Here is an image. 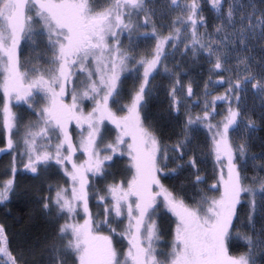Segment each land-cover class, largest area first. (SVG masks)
<instances>
[{"label": "snow or ice", "instance_id": "1", "mask_svg": "<svg viewBox=\"0 0 264 264\" xmlns=\"http://www.w3.org/2000/svg\"><path fill=\"white\" fill-rule=\"evenodd\" d=\"M209 2L212 10L218 13L217 19L220 23L216 26L215 32L223 33L220 39H210L207 45L202 42V36L207 33L198 31L199 26L206 23L205 18L200 15L199 0H186L183 4L180 0H168V7L181 10V15L172 20L175 34L169 33L158 38L155 26L151 33H137L138 36L156 38V44L151 53L135 60L132 69H129L128 64L135 57L121 49L118 36L124 32L131 34L137 28L148 26L150 17L155 16V10L147 7L148 0H0V75L3 76L0 90L4 99L0 111L3 115V128L9 133L7 148L14 149L16 145L11 133L17 129L19 119L11 110L12 101L15 100L17 104L23 102L29 109H33L38 117L37 121L29 123L23 137L28 156V163L24 165V169L39 175L41 166H45L46 170L54 160L55 164L63 169L72 185L70 196L67 188L59 187L54 197L43 198L42 207L45 211H50L54 205L57 217L67 215V220L58 229V239L61 243L51 245L47 264H67L73 257V264H256L253 250L258 248L264 255V227L259 231L255 227L257 209L255 197L259 192L264 198V179L253 177L252 186L244 185L246 177L241 175L235 162L236 157L229 139V132L240 123L239 107L234 109L229 106L222 121L215 125L205 124L212 133L210 150L216 161L227 160L228 178L225 180L221 174L220 183L224 190L219 199L210 201L205 199L194 208L185 205L183 200L177 199L160 184L156 175L162 170L158 164L159 153L162 151L160 142L156 135L143 125L140 116V110L149 92L150 79L154 72L158 71V65L167 54L165 45L170 43L175 48L176 41L181 39L189 24L191 47L195 50L199 45L209 57L214 54V46L219 52L226 43H239L247 47L252 40H264V10L257 8L255 0H209ZM225 2L228 3L227 9L224 8ZM141 12L146 13L143 22H133L132 17H139ZM185 12L186 16L183 15ZM35 23L41 24L47 33V47L52 52L48 63L52 67L41 69L32 66L21 71L18 50L25 37L31 38L37 34L32 27ZM109 38L115 43H109ZM149 55L151 58H148ZM141 67L142 83L138 91L131 96L130 103L123 105L121 109H126L127 115L117 117L109 104L117 103L122 74L132 71L139 75ZM222 68V58L217 55L214 69ZM244 70L248 71L247 66ZM165 71L168 69L165 68ZM30 73L35 75L29 78ZM78 76L85 77L80 81L83 89L79 92L75 90ZM252 79V74L249 73L241 80H237L234 85H230L224 95L214 97L212 104L215 105L218 100H230L232 93L246 91V85ZM176 83L179 84V80ZM69 85L73 86L71 104L64 103ZM252 88L264 92V83L258 80L252 83ZM192 91L189 86V96L192 95ZM176 92L177 88L174 86L169 95L173 97V103L177 105L175 110L178 111L179 100L176 99ZM36 96H41L45 101L38 110L34 109L33 104ZM241 99V95L235 96L237 105ZM84 100L95 101V106L87 114L79 109ZM213 112L208 111L206 102L203 116H197L195 119L189 117L184 126L185 132L187 133V129L193 125L209 121ZM73 120L82 130L85 125L87 126V135H82L80 140L81 149L87 159L79 165L73 161L77 149L73 146L67 127L68 122ZM105 120L119 129V135L114 143L98 147L102 139L101 126ZM245 127L254 128V122L249 121ZM54 136L59 143L54 145L53 153L51 149ZM125 137L132 140V143L128 144V155L135 172L128 181L127 190L120 185L109 187L114 204L111 208L105 209V219L97 223L92 220L88 209L86 174L91 173L93 176L103 174L105 161H111L113 156H101V153L120 152ZM188 143L190 137L186 134L183 140L172 146L171 151L178 153V158L182 160ZM65 146L68 155L62 154ZM239 154L241 160H244L245 145H240ZM169 159L168 150L164 149L163 160ZM69 163L72 166L71 171L66 167ZM186 163L195 168V157ZM183 166L178 164L177 168L171 171L176 172ZM260 167L264 168V165ZM12 172L13 178L0 182V203L8 201L15 190L14 175L17 172L15 165ZM195 179L199 182L202 178L196 176ZM153 185L161 188L166 208L177 219L174 239L167 253L160 252L154 246L159 239L157 225L155 220L149 223V218L156 211V199L159 195L152 193ZM241 193H251L253 197L247 217L250 233L243 236L239 232L236 233V236L247 245V251L231 255L226 242L232 235L233 218L237 215L236 209L240 203ZM130 197L136 199L134 207L129 202ZM100 200H105V197H100ZM81 204L87 216L84 223H69L68 220L74 218ZM125 204L129 218L126 231L131 235L129 248L121 258L113 246L112 239L109 236L97 235L95 231L101 224H108V216L112 211L116 217L123 216ZM205 204L206 208L203 206ZM112 231L115 232V229ZM69 236L66 243L63 242L65 237ZM160 256L164 258L160 259ZM0 264H22L19 257L8 248L3 226H0Z\"/></svg>", "mask_w": 264, "mask_h": 264}, {"label": "rangeland", "instance_id": "2", "mask_svg": "<svg viewBox=\"0 0 264 264\" xmlns=\"http://www.w3.org/2000/svg\"><path fill=\"white\" fill-rule=\"evenodd\" d=\"M180 2L183 4L186 2V0H180ZM199 3L200 7L202 5L205 6L207 11H209L211 15L214 16V18L211 19V17L209 18V16H207V13L205 11H200V15L205 18L206 23L204 25L199 26L198 31L200 33H205L206 31L207 34L202 36V42L207 45L210 42V39H220L223 36V33L217 34L215 32V28L220 23V21L217 19L218 13L212 10L209 0H199ZM255 4L257 8L260 9V2L255 0ZM167 5L168 0H148L147 7L155 10V16L150 17L148 26L137 28L131 34H129L128 32H124L118 36V39L120 40L121 49L123 51L129 52L132 56L135 57V59L130 61L128 64L129 69H132L135 60L140 59V57L143 55L151 53L152 49L155 47L156 44V38H153L151 36H138L137 33H151L153 26H155L156 28L158 38H160V35L166 36L167 33H173L172 20L175 19L177 16L181 15V10L178 8H170ZM227 7L228 5L224 6L225 9H227ZM145 15V12H141L139 14V17L133 16L132 20L133 22H143ZM183 15L186 16L187 13L185 12L183 13ZM179 26L180 25H176V27ZM32 27L35 29L37 34L33 35L31 38L25 37L21 41L20 48L18 50L21 63V71H25L26 69L32 66H37L41 69H47L49 67H52L48 63V59L52 56V52L47 47V33L39 23L33 24ZM237 27H239V24L237 25ZM190 30L191 25L189 24L188 28L185 29L181 35L180 43L177 44L175 48L172 47L173 50L170 49L172 44L165 45L167 54L162 58V62L158 65V71H156L157 73L153 76V79H151L150 81V83H153L156 87H159V91L162 90V93L168 95L170 90H172L173 87L177 84L176 82L178 77L182 76L183 79L181 80V82L179 81V83H182L181 91L177 90V93H179V96L181 97V111L177 113L176 116L174 115L172 120L173 122L171 124L168 123V125L170 126L163 125L165 121L163 123L159 122L160 120H158V118L162 116L161 113H158V115L153 114L154 112L150 114L151 112L150 109L148 111V106H143L140 111L141 113L143 112V115L145 116L147 122L149 121L148 124L152 123L154 125L156 123L155 125L160 128L158 129L156 127H151V129L154 130L155 134L157 135L156 137L159 140L160 147L162 149V151L159 153L160 159L158 160V164L160 165L161 169H164L163 171L168 172L169 170H171V168H177L178 164L184 165L183 167L178 168L176 171L177 175L170 177L168 181L171 183L177 180V177L182 174L185 176V183H180V185L186 187L185 189H187L188 191H193L195 193L199 189H207L209 191H203L202 195L198 198V206L205 199L209 201L211 199H219L224 190L223 185L220 183L221 174H223L225 180H227L228 178L227 160L223 159L220 162L216 161L214 154L210 150L212 144V133L209 132L207 127H205V124L211 123L215 125L218 122L222 121L227 115V109L229 108V106L235 109V105L232 102L228 105L224 103H219L216 112H213L212 118L210 117L209 121H205L202 124L193 125L187 129V133L185 132L184 126L188 118L191 117L195 119V117L200 116L202 114L201 112H204L205 110L206 102L208 104V111L213 110V104L210 101L211 98L207 92H204L200 95L199 93L192 91V95H188V87L191 86V88H193L198 85L195 82V73L192 75H186L184 70L178 67V63H180L181 61L180 53H184L187 55V53H190L193 50L191 44L189 43L191 39L189 34ZM109 43H115V41L109 38ZM259 43L260 40L258 39L250 41L247 47H243L239 45V43H226L220 48L219 52L216 51L215 46L213 47V55H216L215 57H217V55H220L223 63L222 69H214V65L212 66L211 73L214 75V79L219 77L224 78L226 79V81H229L231 85H234L237 80H241L244 76L249 75V73H251L253 77L251 82L246 85L247 90L242 91L240 94L242 96V99L239 101L238 105L241 113L239 118L240 123L234 128V130H231L229 132L235 156L239 155L240 144H253L252 135H249L250 129H246L245 125L249 121H253L254 124L257 123L253 116L255 109L260 103V97L263 95V92L254 90L252 88V83H256L258 80L264 83V79L260 78L262 74L259 68L257 69L259 60L262 59L264 63V56L260 53V50L264 51V42L261 41V43ZM185 45H188V47L186 48ZM197 48L198 50L202 51V49L199 48V45H197ZM148 58H151L150 55L148 56ZM241 61H245V63H242ZM175 63L177 64L175 65ZM246 66L248 68L247 72L244 70ZM165 68H167L168 71H165ZM142 73L143 68L141 67L139 69V75L132 71L125 72L122 74L120 84L121 91L120 95L116 98L117 103L110 102L109 104V107L116 114L117 117H123L127 115L126 109H121L123 105L130 103L131 96L136 91H138L139 86L142 83ZM33 75L35 74L30 73L29 78H31ZM84 79V76L76 77V91H82L83 85L80 84V81ZM2 80L3 76L0 75V81ZM199 80L203 82L202 76ZM219 87L220 86L218 85H213L212 90L215 91L213 92L215 95L218 92L217 94L221 96L222 91H226L227 89L220 90ZM150 89L155 90V87L152 86L150 87ZM72 91L73 86L70 85V88H68L65 95L66 98L64 97L66 103L71 104ZM157 94L161 95L160 93L152 92L154 98ZM101 95H103V93H101ZM159 95L155 99L156 101L161 100ZM195 97H200L199 102H201V104L194 105L191 103ZM3 103V92L2 90H0V110H2L3 108ZM44 103L45 101L41 98V96L34 97V109H40L44 105ZM168 103V108H171L174 104L171 103V100H169ZM94 106L95 101L84 100L79 105V109H82L83 112L87 114L92 110ZM11 110L12 112L16 113L19 118L17 121V129H14L11 133L12 139L16 141L14 149L7 148V137L9 133L3 128V115L2 111H0V149H4L3 151H0L4 152V155L0 157V164H2L0 182L5 181L9 178H13V165H15L16 169H20L24 168V165L28 163V156L23 143V137L29 123H34L38 119L36 113L32 112L33 109H29L27 105L23 104V102L17 104L15 100H13L11 104ZM148 124H146V126H148ZM101 128L102 139L100 140L98 147H103L104 145H107L109 143H114L118 135L117 130H115V128L112 127L111 124L109 125L108 123L102 124ZM71 129L72 143L75 145L76 149L80 150L81 152L82 150L80 146V140L82 135H87V126L85 125L83 130L79 126L72 127ZM186 134L190 137V143L187 144L183 159L181 160L178 158V153L172 152L171 148L172 146L176 145L179 141L183 140ZM57 143H59V140L56 139L54 136L52 140V149H54V145ZM130 143H132L130 140H125L124 144L122 145V150L115 154H113L111 151L103 152V154L112 155L113 159L110 164L104 166L103 174H98L96 177H91L90 182H92V190L90 191L89 204L91 205L92 209L96 210L99 214H101L102 217L105 214V209L111 208L114 204L112 194L109 192V187L112 185H120L125 190L128 181L134 175V169L131 167V158L128 155V144ZM164 149L168 150V155L170 157V159L167 161L163 160ZM66 152L67 151L64 150L62 154L64 155ZM187 155L191 156V158L195 157V170H193V167H190L188 164L185 163ZM172 157L176 158L173 159ZM60 169L61 168L59 165H55L53 162H50L46 170L45 166H41V170L37 178H33L27 170L26 171L28 173L25 174V169L19 170L21 173H23L21 177L18 174H16L17 176L14 175L15 190L11 194L10 199L4 202L3 205H6L7 202L15 203L19 199L21 200L23 198L26 200L28 199L29 201H31V203L34 204V206L39 208L37 209L36 207H33V209L31 210V217L38 218L37 215L41 213L40 217H42L44 226L46 227V233L43 232L42 239H39V241L34 240L32 242V245L26 248L17 239L18 236L24 238L26 237V235L22 234L19 230L17 232H11L9 229H7V224L2 221L3 228L5 229V235L7 236L8 240V248L14 255L19 257L22 264H47L50 258L51 245H59L61 243V241L58 239V229L59 226L65 223V221L67 220V215L63 214L57 217V209L54 205L50 211H45L42 207L44 203L43 198L46 196L54 197L59 187L67 188L69 196L71 195V181L64 174V171L61 172ZM158 174L156 175L160 181V184L163 186V188L166 189V181L162 179V177H165L166 174L161 173V177H159ZM196 176H200L202 179L197 182L195 179ZM213 184H220V190L212 191L210 187ZM244 185L250 186V184L248 183ZM154 190L155 192H157L158 190L161 192V188L156 185L154 187ZM102 196L105 197V200L103 201L100 200V197ZM241 196L243 197V199L247 200L246 203H244L245 200H243L241 206L237 205L240 215L243 210L250 209V201L253 198L251 193H242ZM255 198L257 200L256 212H258L261 209L260 207L262 205V197L260 196V194H258ZM203 206L205 208L207 207L206 204ZM35 209H37V211H35ZM96 211H93V213H96ZM170 215V211H168L167 213L165 210L159 208L157 209V213L153 214L152 217L149 218V223L152 220L156 221L157 235L159 239L156 241L154 246L162 253H167L168 251H170L174 239V229L177 220L176 218H171ZM97 216L98 215L96 214V217ZM85 219L86 215L83 211V206L81 204L80 208L77 211V214L72 220H68V222L83 224ZM259 219L264 220L262 216L257 214V219L255 218V227L257 231L264 227L261 223H259ZM94 221L98 223V221ZM56 222L58 223L57 226ZM108 222L113 227H116V231L121 235L116 237L115 243L120 257L123 258V254L125 253L124 250L126 248V246L123 245V240L125 241L126 237L129 235V233L126 231L129 223V218L127 215V205L125 204L124 206L123 216L116 217L115 212L112 211L108 216ZM68 238H70V236L65 237L63 242L66 243ZM22 242L24 241L22 240ZM230 242L234 241H227V246ZM256 250L259 251L258 248ZM229 254L237 255L231 252H229ZM159 258L163 259L164 257L160 256ZM73 260L74 257L69 259L67 264H73Z\"/></svg>", "mask_w": 264, "mask_h": 264}, {"label": "trees", "instance_id": "3", "mask_svg": "<svg viewBox=\"0 0 264 264\" xmlns=\"http://www.w3.org/2000/svg\"><path fill=\"white\" fill-rule=\"evenodd\" d=\"M257 1L260 2V5H259L260 10H264V0H257ZM226 5H228L227 2L224 3V6H226ZM202 11H205L207 13V16H209V18L210 17H211V19L214 18V16L211 15V13L209 11H207L206 7L203 5L201 6V12ZM174 34L175 33L173 32V35ZM167 35H168V33H167ZM163 36L164 35H160L159 37L162 38ZM261 41L264 42V40H260V43H261ZM179 43H180V40L176 41V44H179ZM194 51H195V54H194ZM260 53L264 56L263 50H260ZM180 54H181L180 55L181 61H180V63H178V67L182 68V70H184L186 75L187 74L192 75L195 73V76H196L195 82L198 85H196L195 87L192 88L193 91L199 93L200 95L204 92H207L210 95V98H211L210 101L212 102L214 97L220 96L219 94H217L218 92L216 93V95L213 93V92H215L212 90L213 85L220 86L219 87L220 90L221 89L222 90H224V89L228 90L229 89L228 87L231 85L229 81H226V79L220 78V77L214 79L213 78L214 75L211 73V68L215 64V61H216V57H215L216 55H212L211 57H209V55L206 51H204V50L200 51V50H198L197 47L195 50L193 49L192 52L187 53V55L184 53L183 54L180 53ZM176 64L177 63H175V65ZM258 68L262 74L260 78L264 79V63H263L262 59L258 61L257 69ZM156 73L157 72H155L153 74V76ZM204 74H205V76H204ZM153 76L151 77V79H153ZM201 76H202L203 82H201L199 80L201 78ZM151 79H150V81H151ZM182 79H183V77L181 76V77H178L177 80H179L181 82ZM206 85H207V88H206ZM152 86L155 87V90L150 89V87H152ZM175 87L177 88V90L181 91L182 83H179L178 85L176 84ZM68 88H70V85L68 86ZM148 89H149V92L145 97V101L143 102V106L144 107L148 106V111L150 109V112H151L150 114H152L153 112H154L153 114H156V115H158V113H161L162 114V116H160L161 119H160V117L158 118V120H160L159 122L163 123L165 121L163 123V125L170 126V125H168V123L171 124L173 122L172 121L173 117H171L170 114H168V107L167 106L169 104L168 103L169 100L173 101V97L170 96L169 94L165 95V93H162V90L159 91V87H156L155 84H153V83L148 84ZM152 92H157V93H160L161 95L157 94L156 97L154 98V95H152ZM170 92H171V90H170ZM225 92H226L225 90L222 91L221 95H224ZM241 92L240 93H232L230 96V100H218V101H216L215 105H213V108H215V112L217 110V106L219 103H224V104L228 105L232 102L235 105L234 107L237 108L238 105H237V102L235 100V96L237 94L240 95ZM262 94L263 95L260 97V103L257 106V108L255 109L254 116H253L255 118V120L257 121V123L254 124V128H251L249 131L250 132L249 135L250 136L252 135V140H253L252 143L253 144L250 145L249 143H247V145H245L244 160H241L240 154L235 156L236 157L235 162H236L239 170L241 171V175L246 177V179H244L245 181H243V183L244 184L248 183V184H250V186H252V178L253 177H259V178L264 179V168L260 167V165H264V92ZM158 95L161 98V100L156 101L155 99L157 98ZM65 98H66V96H65ZM195 98L197 100L200 99V97H195ZM64 103H66L65 100H64ZM67 104H69V103H67ZM199 104H201V102ZM32 112L34 113L35 111L32 110ZM210 112H213V110H211ZM201 113H204V112H201ZM140 116H141V120L143 122V125L146 128H148V126H149L148 129L150 131H152L154 134H155V132H154V130L151 129V127H156L158 129H160L157 125H155L156 123L154 125L152 123L148 124L149 121L147 122V120L145 119V116L143 115V112L141 113V111H140ZM211 118H212V116H211ZM104 123H108L109 125L111 124V126L114 127L115 130H117V133L119 135V129H117L114 124H112L110 121H107V120H105L103 122V124ZM146 124H148V126H146ZM67 127H68V133L71 136V131H72L71 128L72 127H78V125L74 120V121L68 122ZM168 137H170V136H168ZM229 139H230V133H229ZM125 140H130L132 142L131 138H129V137H125L124 141ZM231 142L232 141L230 139V143ZM73 146L75 147L74 144H73ZM65 150H66V146H65ZM52 152H55V148L52 149ZM2 155H4V152H0V157ZM64 155H68V153L66 152ZM80 155H81V158H80ZM101 156H106V154H103V152H102ZM190 158H191V156L187 155L186 162ZM86 159H87V156L84 154L83 150L81 152H80V150H77V152L73 155V161L78 165L83 163ZM111 161H105L104 166L107 164H110ZM51 162H53L55 164L54 160ZM66 167L69 171L72 168L70 163L66 164ZM20 169H24V168H20ZM20 169H17L15 176H17L16 174H18L20 177L23 175V173H21L19 171ZM1 170H2V164H0V176H1ZM163 170H161L160 172H158L159 174L158 173L157 174L159 177H161L160 176L161 173L166 174L165 177H162V179H164L166 181L165 182L166 189L169 192H172L173 195L177 199L183 200L185 205H187L188 207H193V208L197 207V203L199 200L198 198L202 195L203 191L206 190V192H209L207 189H205V190L199 189V190H197L196 193L193 191H188L187 189H185L186 187H183L180 185V183H185V180H184L185 176L182 174L177 177V180L170 183L168 181L169 178L176 176L177 175L176 172H172L171 170H169L168 172H165ZM193 170H195V168ZM60 171L63 172V169L61 168ZM28 172H29V174H31V176L33 178L38 177V175H34L30 171H28ZM28 172L25 170V174ZM134 172H135V170H134ZM123 173H126V172H123ZM258 173H259V175H258ZM86 175H87V179H88V185L86 187V191L88 192L89 213L91 214L92 220L93 221L96 220L99 223L105 219V214L102 217L101 214H99L96 210H93L91 205L89 204L90 191L92 190V182H90V180H91V177L93 175L91 173H87ZM97 175H95L93 177H96ZM188 186H189V183H188ZM127 187H128V184H127ZM127 187L125 188V190H127ZM154 187H155V185H153L151 188L152 193L153 194L159 193V195L157 196V199H156V205H157L156 211L153 214H156L157 209H159V208L165 210L168 213L169 210L165 206L164 194L162 192H160L159 190L157 192H155ZM206 187H208V186H206ZM210 188L212 189V191H217V190L219 191L220 190V184H218V185L213 184ZM258 194H260V193L257 192V195ZM241 195H242V193H241ZM260 196H261V194H260ZM194 197H195V199H194ZM243 200H245L244 203H246L247 199H243V197L241 196L240 197V203L238 205L241 206L243 203ZM129 202L132 203L133 207H134L135 202H136L135 197H130ZM33 207L35 208L36 206H34V204L31 203V201H29L28 199L26 200L24 198L21 200L19 199L15 203L7 202L6 205H3V203H0V218H1L0 219V226H3L2 221H4L7 224V229H9L11 232L12 231L17 232L19 230L22 234H25L26 237L23 236L24 238H22L21 236L20 237L18 236L17 239L26 248L29 247L30 245H32V242L34 240L35 241L36 240L39 241V239L41 240L43 232L46 233V227L44 226L42 217H40L41 213L39 215H37L38 218H32L31 217V210L33 209ZM36 208L39 209L38 207H36ZM260 208L261 209L258 212H256V214H255L256 219H257V214L262 216V218H264V212H263L264 211L263 210L264 209V198H262V205ZM37 209H35V211H37ZM93 211H96V213H93ZM236 211H237V215L233 219L234 220L236 218L237 219L234 221V227L231 229L232 235H231L230 239L228 240V241H234V242L228 243L227 247H228L229 252L239 255L240 253L247 251V245L241 239H239L236 236V233L239 232L241 234V236L247 235L250 233V229L247 226V217H248V214L250 212V209L243 210L241 215L239 214L238 208L236 209ZM170 213H171V215H170L171 218H176L171 211H170ZM96 214L98 215L97 217H96ZM86 218H87V216H86ZM7 222L10 224H8ZM259 223H261L264 226V220L259 219ZM57 225H58V223L56 224V226ZM112 229H115V232H113ZM116 230H117L116 227H113L108 222V224H101L100 227L96 229L95 234L102 235V236H109L112 239L113 246L117 249L115 239H116V237L121 236V235ZM130 235L131 234L129 233V235L126 237L125 241L123 240V245L126 246V248L124 250L125 252L129 248ZM21 239L24 242H22ZM253 255H254V258L256 260V264H263L264 263V261H263L264 255H262L260 253V250L259 251H257L256 249L253 250Z\"/></svg>", "mask_w": 264, "mask_h": 264}, {"label": "flooded vegetation", "instance_id": "4", "mask_svg": "<svg viewBox=\"0 0 264 264\" xmlns=\"http://www.w3.org/2000/svg\"><path fill=\"white\" fill-rule=\"evenodd\" d=\"M176 99L179 100V105H178L179 110L178 111L175 110L176 107H177V105H175V104H173V106L171 108H168V114H170L171 117H174V115L176 116L177 113H179L181 111L180 107H181L182 103H181V100H180L181 97L179 96V93H176ZM172 102L173 101H171V103ZM191 103L195 105V104H199L200 102L194 98V100Z\"/></svg>", "mask_w": 264, "mask_h": 264}, {"label": "bare ground", "instance_id": "5", "mask_svg": "<svg viewBox=\"0 0 264 264\" xmlns=\"http://www.w3.org/2000/svg\"><path fill=\"white\" fill-rule=\"evenodd\" d=\"M252 110V109H251ZM246 167V166H245ZM248 170V169H247ZM248 172V171H247ZM59 175V174H58ZM56 178V177H55ZM57 182V181H56ZM23 183V182H22Z\"/></svg>", "mask_w": 264, "mask_h": 264}]
</instances>
